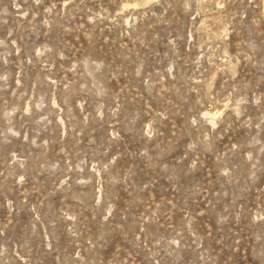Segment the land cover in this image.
Returning <instances> with one entry per match:
<instances>
[{"label":"rangeland","instance_id":"1","mask_svg":"<svg viewBox=\"0 0 264 264\" xmlns=\"http://www.w3.org/2000/svg\"><path fill=\"white\" fill-rule=\"evenodd\" d=\"M0 264H264V0H0Z\"/></svg>","mask_w":264,"mask_h":264}]
</instances>
